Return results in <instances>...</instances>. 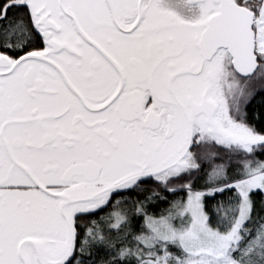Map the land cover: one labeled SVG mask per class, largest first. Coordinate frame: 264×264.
Listing matches in <instances>:
<instances>
[{"label":"snow or ice","instance_id":"1","mask_svg":"<svg viewBox=\"0 0 264 264\" xmlns=\"http://www.w3.org/2000/svg\"><path fill=\"white\" fill-rule=\"evenodd\" d=\"M0 264H264V0H0Z\"/></svg>","mask_w":264,"mask_h":264}]
</instances>
